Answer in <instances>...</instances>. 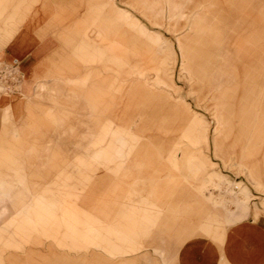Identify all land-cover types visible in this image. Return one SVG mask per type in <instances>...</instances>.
I'll return each mask as SVG.
<instances>
[{
	"label": "rangeland",
	"instance_id": "1",
	"mask_svg": "<svg viewBox=\"0 0 264 264\" xmlns=\"http://www.w3.org/2000/svg\"><path fill=\"white\" fill-rule=\"evenodd\" d=\"M22 28L54 49L0 84V264H178L264 216V0H0V63Z\"/></svg>",
	"mask_w": 264,
	"mask_h": 264
},
{
	"label": "crops",
	"instance_id": "2",
	"mask_svg": "<svg viewBox=\"0 0 264 264\" xmlns=\"http://www.w3.org/2000/svg\"><path fill=\"white\" fill-rule=\"evenodd\" d=\"M46 38L49 42L22 28L10 40L4 53L16 58L22 65L32 67L36 51L45 50L43 58H47L54 49L52 38ZM176 257L178 264H264V216L254 219L251 214L229 226L220 246L204 236L188 238L178 248Z\"/></svg>",
	"mask_w": 264,
	"mask_h": 264
},
{
	"label": "built area",
	"instance_id": "3",
	"mask_svg": "<svg viewBox=\"0 0 264 264\" xmlns=\"http://www.w3.org/2000/svg\"><path fill=\"white\" fill-rule=\"evenodd\" d=\"M20 81L17 72V62L14 60L11 64L0 63V83L4 86L5 90L13 89Z\"/></svg>",
	"mask_w": 264,
	"mask_h": 264
},
{
	"label": "bare ground",
	"instance_id": "4",
	"mask_svg": "<svg viewBox=\"0 0 264 264\" xmlns=\"http://www.w3.org/2000/svg\"><path fill=\"white\" fill-rule=\"evenodd\" d=\"M14 60H11L10 62H7V63H5V62H2V63H4V64H11L12 62H13ZM16 62H17V72H18V74H19V77H20V81H21V79H22V73H21V71H20V64H19V62H18V60H15ZM20 81L18 82V83H20ZM17 83V84H18ZM1 85H2V83H0ZM17 84H16V86H17ZM3 86V85H2Z\"/></svg>",
	"mask_w": 264,
	"mask_h": 264
}]
</instances>
